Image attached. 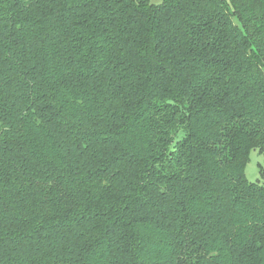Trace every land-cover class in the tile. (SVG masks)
Returning a JSON list of instances; mask_svg holds the SVG:
<instances>
[{"label": "trees", "instance_id": "16d2710c", "mask_svg": "<svg viewBox=\"0 0 264 264\" xmlns=\"http://www.w3.org/2000/svg\"><path fill=\"white\" fill-rule=\"evenodd\" d=\"M264 0H0V264H264Z\"/></svg>", "mask_w": 264, "mask_h": 264}, {"label": "rangeland", "instance_id": "374dc122", "mask_svg": "<svg viewBox=\"0 0 264 264\" xmlns=\"http://www.w3.org/2000/svg\"><path fill=\"white\" fill-rule=\"evenodd\" d=\"M246 178L253 183L264 185V154L259 150L251 151L250 162L245 171Z\"/></svg>", "mask_w": 264, "mask_h": 264}]
</instances>
